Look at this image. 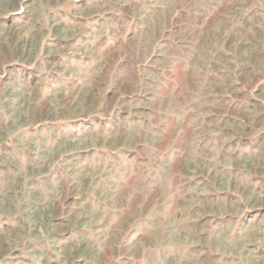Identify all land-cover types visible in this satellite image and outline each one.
Instances as JSON below:
<instances>
[{
    "label": "rangeland",
    "instance_id": "obj_1",
    "mask_svg": "<svg viewBox=\"0 0 264 264\" xmlns=\"http://www.w3.org/2000/svg\"><path fill=\"white\" fill-rule=\"evenodd\" d=\"M0 264H264V0H0Z\"/></svg>",
    "mask_w": 264,
    "mask_h": 264
}]
</instances>
